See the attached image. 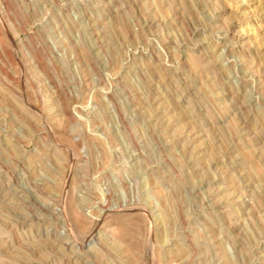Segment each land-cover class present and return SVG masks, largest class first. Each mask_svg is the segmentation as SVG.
Instances as JSON below:
<instances>
[{
    "label": "rangeland",
    "instance_id": "rangeland-1",
    "mask_svg": "<svg viewBox=\"0 0 264 264\" xmlns=\"http://www.w3.org/2000/svg\"><path fill=\"white\" fill-rule=\"evenodd\" d=\"M0 264H264V0H0Z\"/></svg>",
    "mask_w": 264,
    "mask_h": 264
}]
</instances>
